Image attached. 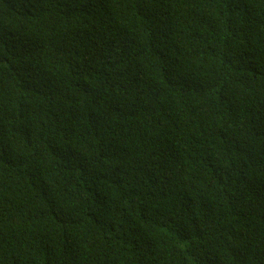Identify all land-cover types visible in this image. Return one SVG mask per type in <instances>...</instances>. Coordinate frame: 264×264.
I'll use <instances>...</instances> for the list:
<instances>
[{"label": "trees", "instance_id": "1", "mask_svg": "<svg viewBox=\"0 0 264 264\" xmlns=\"http://www.w3.org/2000/svg\"><path fill=\"white\" fill-rule=\"evenodd\" d=\"M0 264H264V0H0Z\"/></svg>", "mask_w": 264, "mask_h": 264}]
</instances>
